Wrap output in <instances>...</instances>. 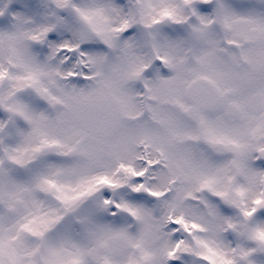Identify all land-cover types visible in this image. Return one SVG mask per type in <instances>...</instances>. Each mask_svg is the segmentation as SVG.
<instances>
[{
  "label": "snow or ice",
  "instance_id": "6c2138e0",
  "mask_svg": "<svg viewBox=\"0 0 264 264\" xmlns=\"http://www.w3.org/2000/svg\"><path fill=\"white\" fill-rule=\"evenodd\" d=\"M0 264H264V0H0Z\"/></svg>",
  "mask_w": 264,
  "mask_h": 264
}]
</instances>
